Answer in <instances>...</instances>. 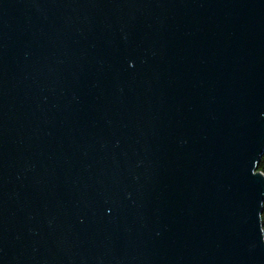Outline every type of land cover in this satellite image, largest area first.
<instances>
[{
    "label": "water",
    "instance_id": "obj_1",
    "mask_svg": "<svg viewBox=\"0 0 264 264\" xmlns=\"http://www.w3.org/2000/svg\"><path fill=\"white\" fill-rule=\"evenodd\" d=\"M264 0H0V264H264Z\"/></svg>",
    "mask_w": 264,
    "mask_h": 264
},
{
    "label": "trees",
    "instance_id": "obj_2",
    "mask_svg": "<svg viewBox=\"0 0 264 264\" xmlns=\"http://www.w3.org/2000/svg\"><path fill=\"white\" fill-rule=\"evenodd\" d=\"M259 172L264 174V155L261 158L260 163H259ZM261 220H262V225H263V230H264V210H263V214H262Z\"/></svg>",
    "mask_w": 264,
    "mask_h": 264
}]
</instances>
